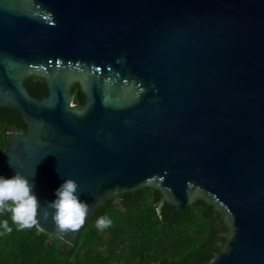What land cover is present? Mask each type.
Returning <instances> with one entry per match:
<instances>
[{"label": "water", "instance_id": "1", "mask_svg": "<svg viewBox=\"0 0 264 264\" xmlns=\"http://www.w3.org/2000/svg\"><path fill=\"white\" fill-rule=\"evenodd\" d=\"M0 104L28 126L0 175L27 176L42 206L67 177L86 218L152 184L171 215L198 198L223 214L226 243L204 264H264V0H0ZM36 226L75 244L83 225Z\"/></svg>", "mask_w": 264, "mask_h": 264}, {"label": "trees", "instance_id": "2", "mask_svg": "<svg viewBox=\"0 0 264 264\" xmlns=\"http://www.w3.org/2000/svg\"><path fill=\"white\" fill-rule=\"evenodd\" d=\"M27 91L42 98L47 94L43 76L23 78ZM73 102L82 107L85 93L78 81L71 85ZM28 126L19 110L0 104V160L8 135L25 134ZM161 190L152 184L118 191L95 206L86 218L75 244L39 229L36 224L19 229L11 213V232L0 231V264H204L223 248L229 226L221 211L203 198L170 214L167 200L158 206ZM109 216L113 223L99 230L96 220Z\"/></svg>", "mask_w": 264, "mask_h": 264}, {"label": "clouds", "instance_id": "3", "mask_svg": "<svg viewBox=\"0 0 264 264\" xmlns=\"http://www.w3.org/2000/svg\"><path fill=\"white\" fill-rule=\"evenodd\" d=\"M33 187L34 183L20 172L12 176L0 175V214L10 212L17 228H30L49 215L60 233L78 230L85 223L90 206L79 198L78 182L74 178H65L54 190L55 198L43 206ZM112 223L109 216L101 215L96 227L103 230ZM0 231H12L7 218L0 219Z\"/></svg>", "mask_w": 264, "mask_h": 264}, {"label": "flooded vegetation", "instance_id": "4", "mask_svg": "<svg viewBox=\"0 0 264 264\" xmlns=\"http://www.w3.org/2000/svg\"><path fill=\"white\" fill-rule=\"evenodd\" d=\"M163 195H164V193H162V195L160 196V198L163 197ZM160 198H159V199H160ZM159 199H158V200H159ZM158 200H157V203H158ZM165 201H166V200L164 199V200H163V203H164ZM158 206H161V205H158Z\"/></svg>", "mask_w": 264, "mask_h": 264}]
</instances>
